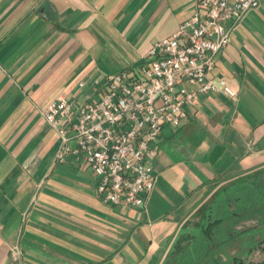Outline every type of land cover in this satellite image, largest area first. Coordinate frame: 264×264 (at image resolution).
<instances>
[{"label": "crops", "instance_id": "obj_1", "mask_svg": "<svg viewBox=\"0 0 264 264\" xmlns=\"http://www.w3.org/2000/svg\"><path fill=\"white\" fill-rule=\"evenodd\" d=\"M259 1L209 74L237 97L200 95L180 127L163 129L155 189L129 208L103 201L87 165L56 163L59 138L41 111L97 100L108 76L146 63L198 0H0V264H161L211 195L264 170Z\"/></svg>", "mask_w": 264, "mask_h": 264}, {"label": "built area", "instance_id": "obj_2", "mask_svg": "<svg viewBox=\"0 0 264 264\" xmlns=\"http://www.w3.org/2000/svg\"><path fill=\"white\" fill-rule=\"evenodd\" d=\"M197 3L195 13L171 37L152 45L146 63L108 76L97 100L76 105L60 98L41 111L59 138L56 163L72 157L87 165L106 203L143 207L156 186L152 160L163 129L180 127L187 118L185 108L200 95L223 92L237 97L225 79L209 74L217 55L230 44L233 30L260 1ZM20 254L13 248L15 259Z\"/></svg>", "mask_w": 264, "mask_h": 264}, {"label": "trees", "instance_id": "obj_3", "mask_svg": "<svg viewBox=\"0 0 264 264\" xmlns=\"http://www.w3.org/2000/svg\"><path fill=\"white\" fill-rule=\"evenodd\" d=\"M237 188L235 192L223 190L221 194H215L218 197L210 204H214V208L222 204L216 212L210 206L204 210V205L199 210L204 211L202 223L205 224L207 237L210 236V232L214 231V229L211 230L213 223L211 224L209 219L219 213L222 216L223 211H227L230 216L228 219L234 220L235 223L256 217L260 228L251 232H243L229 225L222 228V234H229L228 237L201 239L198 245H196L198 242L192 243L195 247L191 255L192 264H264V262L252 263L246 260L264 244V170L250 175ZM220 221L218 219L217 222Z\"/></svg>", "mask_w": 264, "mask_h": 264}, {"label": "rangeland", "instance_id": "obj_4", "mask_svg": "<svg viewBox=\"0 0 264 264\" xmlns=\"http://www.w3.org/2000/svg\"><path fill=\"white\" fill-rule=\"evenodd\" d=\"M261 178L263 179V177H260V179ZM245 180H247V179L236 180V182H234L233 184L224 185L218 191H216L213 195L214 196L219 195V194H221V192L223 190H226L227 192H235L238 189L237 187H239L241 185V182L245 181ZM213 195H211L209 197V199L206 201V203L204 204V206H203L204 210H205V208L208 209L209 206H210V208L215 207L214 204L211 205L210 203L213 202L214 200H216V198L218 196H216L214 198ZM221 203H219V204H221ZM221 206H222V204L217 206L216 208H214V211L216 212L219 208H221ZM203 209L201 210L202 212L198 210L194 214L191 222L188 223L189 226H188V229L186 230V232H184L182 235H180L178 237L177 241L172 242L173 245L168 249V251L164 257V260L161 264H192L191 255H192L193 248L195 249V247L193 246L194 244H192V243L198 242L196 244V245H198L199 242L201 241V239L228 237L229 234L228 235L222 234V228L223 227L226 228V226L230 225V226H232V228H234L236 230L243 231V232H249V231L251 232L252 230L260 228L259 221L257 220L256 217H255L256 219L254 217H252L251 220H239V222L235 223L234 220L228 219L230 217L228 212L223 211L222 216H221V213H219V214L213 215L209 219L211 224L213 223L211 226V228H212L211 230L214 229V231L210 232V236L207 237L205 224L202 223V221H203L202 215L204 214ZM218 219L221 221L217 222ZM215 222H217V223H215ZM256 235H260V234H256ZM202 244H203V242H202ZM246 260L249 262H252V263L264 262V244L261 245L260 247H258L250 255V257Z\"/></svg>", "mask_w": 264, "mask_h": 264}]
</instances>
